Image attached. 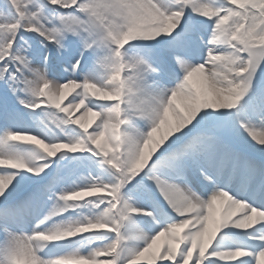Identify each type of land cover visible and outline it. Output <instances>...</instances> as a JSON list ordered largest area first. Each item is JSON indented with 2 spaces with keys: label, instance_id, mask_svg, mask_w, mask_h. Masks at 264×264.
Wrapping results in <instances>:
<instances>
[{
  "label": "snow or ice",
  "instance_id": "1",
  "mask_svg": "<svg viewBox=\"0 0 264 264\" xmlns=\"http://www.w3.org/2000/svg\"><path fill=\"white\" fill-rule=\"evenodd\" d=\"M0 264H264V0H0Z\"/></svg>",
  "mask_w": 264,
  "mask_h": 264
}]
</instances>
